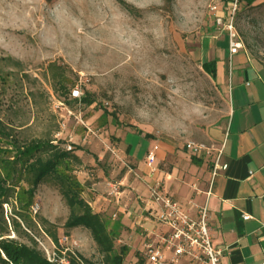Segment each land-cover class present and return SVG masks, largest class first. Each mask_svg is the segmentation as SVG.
Masks as SVG:
<instances>
[{"label":"rangeland","instance_id":"374dc122","mask_svg":"<svg viewBox=\"0 0 264 264\" xmlns=\"http://www.w3.org/2000/svg\"><path fill=\"white\" fill-rule=\"evenodd\" d=\"M225 1L195 0L198 21L187 30L181 29L182 17L178 14L183 10L184 0L179 3L177 0H162L160 6L153 5L143 12L133 10L137 23L143 21L148 26L153 25L145 18L156 16L162 22L166 35L159 43L149 36L145 48L139 54L133 53L132 61L125 64L124 54L111 43L97 47L95 43H83L84 38L81 37L77 46V41L71 36L65 34L61 37L51 18V10L59 0H41L35 6L26 30H8L2 34L0 131L9 134V138L0 136L1 154L11 160L8 143L12 139L20 143L33 139L52 141L53 144L61 143L60 147L66 151L70 146V152L80 157V164L71 165L72 175L77 180L79 178L83 187L81 197L86 199V188L90 189L93 183L101 180L99 173L108 176L113 171L123 173L134 168L127 161L124 147L120 146L125 137L126 143L132 146L133 159L138 162L149 146L148 141L139 135L173 143L180 149L186 141L206 144V136L211 138V134L222 129L229 113L228 97L201 67L203 62L220 55L218 72L223 73L225 66L222 82L227 86V37L214 26L209 12L210 5L221 7ZM42 22L56 29L57 37L50 34L45 42ZM235 29L242 43L239 55L249 56L251 63L264 73V0H255L252 5L241 2ZM85 30L92 31L87 27ZM77 53L79 59L76 58ZM236 66L234 57L231 71ZM146 67L158 78L156 83H151L152 75L148 79L138 75ZM175 68L184 70L185 81L193 92L192 98L199 102L192 105L198 115L187 121L180 134H163L157 118L162 109L167 108L171 112L167 81ZM83 96L84 102L81 100ZM145 105L152 110L148 121L137 116V111ZM84 124L92 134L87 133ZM18 187L16 201H21V204L30 201L28 210L21 213L27 214L30 226L27 233L37 246L49 252L56 247L55 251L62 252L60 255L64 262L68 253L100 262L101 257L88 231L80 227L64 228L69 208L52 181L40 184L31 199L24 182ZM34 204L38 206L36 212L32 210ZM14 205L16 211H21L18 203ZM11 213V205H4L8 237L14 238L9 222ZM106 222L117 233V228ZM22 228L26 230L24 225ZM52 234H55L57 244L52 240ZM118 241H115L116 248L122 245ZM135 253L126 257L123 264H132V261L144 264V259L138 261L142 256L138 254L135 257ZM173 264L201 263L180 258Z\"/></svg>","mask_w":264,"mask_h":264},{"label":"crops","instance_id":"0c3cea01","mask_svg":"<svg viewBox=\"0 0 264 264\" xmlns=\"http://www.w3.org/2000/svg\"><path fill=\"white\" fill-rule=\"evenodd\" d=\"M226 51L227 86L222 82L225 66L223 73L218 72L221 56L211 60L217 63L216 84L231 107L225 126L205 140L206 145L222 147L220 163L227 168L214 177L208 198L210 159L191 156L184 145L180 149L145 135L139 136L148 141L146 152L155 154L154 174L145 164L146 152L141 161L133 159L125 137L120 146L134 168L108 176L99 173L101 180L86 188V199L82 198L117 228L118 242L129 250L127 258L136 252L141 261L144 245L166 232L156 219L159 204L150 197V187L157 183L158 191L176 202L190 219L196 220L198 208L206 205L212 245L222 251L220 264L264 263V73L249 56H240L241 50L231 57ZM234 57L237 66L231 71ZM111 184L118 186L117 195L110 194ZM243 215L250 218L244 220Z\"/></svg>","mask_w":264,"mask_h":264},{"label":"trees","instance_id":"16d2710c","mask_svg":"<svg viewBox=\"0 0 264 264\" xmlns=\"http://www.w3.org/2000/svg\"><path fill=\"white\" fill-rule=\"evenodd\" d=\"M243 1L246 5H252L255 0H239V5ZM216 64L215 59L201 64L204 73L215 84ZM81 100L84 102L85 97L83 96ZM0 134L3 138H9V134L1 131ZM60 144L41 139L20 143L19 140L12 139L8 143V152L12 154L11 160L6 159L0 149V170L3 172H0V264H55L47 260L43 250L27 233L30 228L29 220L27 214L21 212L28 210L30 201L21 204L15 197L21 182L27 185L26 193L31 199L37 187L45 181H52L58 187L69 208L64 228L72 230L80 227L88 231L101 257L100 262L95 263L80 255L68 253L66 264H123L128 248L124 245L115 247V241L118 239L116 231L110 229L106 219L101 214L93 212L81 197L83 187L72 175L71 168L72 164H80V159L73 152L61 148ZM15 202L19 204L21 211H16ZM4 205H11L9 222L14 238L8 237L10 234L3 216ZM23 225L26 230L22 228ZM51 237L57 244L55 234ZM58 253L56 256L59 260L62 256L60 252Z\"/></svg>","mask_w":264,"mask_h":264},{"label":"clouds","instance_id":"9594fccd","mask_svg":"<svg viewBox=\"0 0 264 264\" xmlns=\"http://www.w3.org/2000/svg\"><path fill=\"white\" fill-rule=\"evenodd\" d=\"M41 0H0V44L3 43L2 34L8 30L24 31L29 27L32 13ZM180 0H177L179 3ZM162 0H59L51 10L52 23L59 29V35L71 36L81 43H95L97 47L104 43H111L125 56L124 63H130L133 53L139 54L148 44V37L159 43L166 35L162 22L157 17L149 15L143 21L137 23L134 11L143 12L151 6H160ZM182 17V30H187L198 21V8L195 0H184L183 10L178 13ZM92 29L91 32L85 28ZM56 29L41 23V30L45 32L44 40L47 42L50 34L57 37ZM76 58L79 59V53ZM95 74V73H94ZM143 79L153 76L151 83L157 79L150 68H145L138 74ZM169 104L168 109H162L157 124L163 134H180L187 121L198 112L192 108L199 103L192 96L191 87L185 81V73L181 68H175L169 76ZM137 116L148 121L152 117V110L145 105L137 111ZM162 122V123H161ZM149 127L153 125L149 124Z\"/></svg>","mask_w":264,"mask_h":264},{"label":"built area","instance_id":"2783aa9c","mask_svg":"<svg viewBox=\"0 0 264 264\" xmlns=\"http://www.w3.org/2000/svg\"><path fill=\"white\" fill-rule=\"evenodd\" d=\"M239 0L225 1L224 5L217 7L216 5L209 6V12L213 19L214 26L222 30L227 37V50L229 56L237 54L242 49V43L239 40L235 29V18ZM87 133L92 131L87 125H83ZM184 149L195 157L207 158L211 161V173L209 187L207 190V198L211 195V185L214 177L220 172L225 171L226 164L220 163L222 147L215 148L211 145H206L201 142L186 141ZM71 147H67L70 151ZM145 164L149 168V173L152 175L156 171L154 167L155 154L152 150L146 152L144 157ZM110 194H118V186L111 184ZM150 197L159 204L160 210L156 215L157 221L166 229L162 235H158V240L148 242L143 247L144 264H173L180 258L188 259L189 261L199 262L201 264H220L222 251L212 245L209 229L206 223L207 208H198L197 219L193 220L183 212L180 206L163 196L158 191V184L155 183L150 187ZM38 206L33 205L32 210L36 212ZM250 218L243 215V219ZM64 241L66 239H63ZM42 250L51 263L66 264L61 259H57L56 252H60L56 247L53 251H48L42 247ZM67 250L65 249V252ZM73 254V253H71ZM264 264V263H262Z\"/></svg>","mask_w":264,"mask_h":264}]
</instances>
